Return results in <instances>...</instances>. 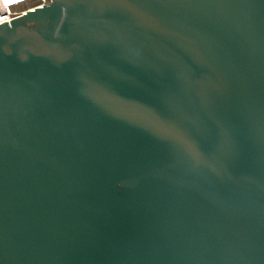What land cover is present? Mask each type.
I'll return each mask as SVG.
<instances>
[{
	"label": "water",
	"instance_id": "obj_1",
	"mask_svg": "<svg viewBox=\"0 0 264 264\" xmlns=\"http://www.w3.org/2000/svg\"><path fill=\"white\" fill-rule=\"evenodd\" d=\"M0 264H264V0L0 23Z\"/></svg>",
	"mask_w": 264,
	"mask_h": 264
},
{
	"label": "built area",
	"instance_id": "obj_2",
	"mask_svg": "<svg viewBox=\"0 0 264 264\" xmlns=\"http://www.w3.org/2000/svg\"><path fill=\"white\" fill-rule=\"evenodd\" d=\"M44 0H28L24 5L21 4L18 6L12 5L7 6L4 4L3 0H0V23L4 21H10L13 17L21 15L25 10L32 9V6L36 3L42 2ZM11 8V9H10ZM10 9V10H9Z\"/></svg>",
	"mask_w": 264,
	"mask_h": 264
},
{
	"label": "bare ground",
	"instance_id": "obj_3",
	"mask_svg": "<svg viewBox=\"0 0 264 264\" xmlns=\"http://www.w3.org/2000/svg\"><path fill=\"white\" fill-rule=\"evenodd\" d=\"M26 2H27V1H24V2H22L21 4L24 5ZM21 4H18V6L21 5ZM10 9H11V8H10ZM10 9H9V10H10ZM0 19H1V18H0Z\"/></svg>",
	"mask_w": 264,
	"mask_h": 264
}]
</instances>
